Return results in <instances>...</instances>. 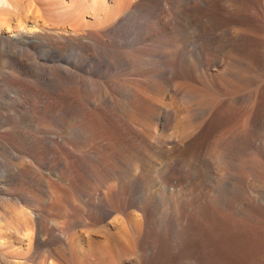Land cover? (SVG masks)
I'll return each instance as SVG.
<instances>
[{
	"label": "bare ground",
	"instance_id": "obj_1",
	"mask_svg": "<svg viewBox=\"0 0 264 264\" xmlns=\"http://www.w3.org/2000/svg\"><path fill=\"white\" fill-rule=\"evenodd\" d=\"M228 33L238 61L264 71V0H0V72H34L31 94L42 112L25 103L29 122L17 124L13 102L0 105L11 122L1 123L0 186L10 183L18 192L16 206L0 204V264H123L138 244L146 253L151 246L145 264H163L169 245L158 219L165 211L168 224L182 222L180 209L193 192L190 168L202 162L209 176H222L234 152L264 141L261 79L243 71L237 81L222 74L225 93L254 86L245 99L202 96L182 82L224 63H210L206 55L216 50L214 39ZM229 64L226 73L233 72ZM101 69L139 77L111 80L125 104L114 106L105 94L91 102L96 116L86 114L90 120L82 123L86 109L79 97L90 98L85 87L92 84L80 73ZM71 77L69 88L65 79ZM71 99L59 122L54 109ZM124 108L129 115L119 118ZM110 109L117 114H107ZM103 132L129 137L117 152L84 150ZM114 154L116 169L97 170L101 158ZM92 179L102 189L91 186ZM57 212L66 222L54 221ZM210 216L200 220L192 247L206 262L241 264L262 254V229ZM99 220L108 235L94 229ZM53 244L63 253L52 251Z\"/></svg>",
	"mask_w": 264,
	"mask_h": 264
},
{
	"label": "rangeland",
	"instance_id": "obj_2",
	"mask_svg": "<svg viewBox=\"0 0 264 264\" xmlns=\"http://www.w3.org/2000/svg\"><path fill=\"white\" fill-rule=\"evenodd\" d=\"M11 22L15 23V20H12ZM232 26H234V28L232 27L233 29L239 28L238 25L235 24ZM233 35L234 34L231 33L222 34L223 37L220 35L221 38L217 37L216 39H214L213 46L214 47L216 46L217 48L215 47L216 50L212 48V50L209 51L208 54L206 55V59L209 62L211 61L210 63H214L217 58L218 59L221 58L224 62L221 64V66L219 65V66H215L214 68L212 67L210 71L194 72L190 77H184L182 82L184 84L193 86L196 89H199L202 96L205 95L215 96L214 94H216V96L219 97H223V98L231 97L232 99L233 97L236 96V94L237 96L240 95L242 99H245L244 95L250 93L251 90L254 88V86L253 85L244 86L242 88V91L240 92L241 94L238 92L225 93L224 90H222L220 87L222 74L224 73L226 74L225 78L232 77L233 78V79L231 78L232 80L237 81L238 78L237 74L240 71L241 72L243 71L244 74L250 73L252 77L256 76V78L258 77L259 79H261L259 80V82L261 81L260 83L257 81L259 84L264 83L263 70L260 69L257 70L256 67L252 66L251 64L245 65L238 61L236 57L238 51L236 49L237 43L233 42L234 41ZM230 40H232L231 42H233L232 46ZM234 43H236L235 46ZM229 63L231 64V66H233L232 67L233 72L229 73L227 71L228 73L227 74L225 71L226 68H224V64H229ZM5 70L6 71L8 70L7 73L0 72V105L4 104L6 101L10 104H12L13 102V105L17 107L16 109L14 108L15 123L25 124L29 122L27 119L24 118L25 103L34 102L36 103L35 105H37L35 97L32 96L31 94L34 87V82L32 80H34L35 79L34 77H36L35 73L29 71L28 69H15V68L8 69V67H6ZM235 70L237 71V73ZM231 74L234 76H232ZM80 75L82 76L84 75V77L82 76L80 77L82 79L89 78L92 84L89 87L90 89L85 87L86 90L88 89L87 91H91L88 92L90 98L87 96H84L83 98L79 97V101L82 102V103L79 102L80 107L86 109L85 114L81 120L82 123H84L85 121L88 122L90 120L89 118L91 117L94 118L96 116L98 110L95 108V106H93L91 102L94 100L95 104H97L104 97L105 94L114 97L113 99L116 100L114 106L125 104L127 98L125 96H122L123 94H121V92L113 88L114 86L110 85L111 80L116 81V83L118 84H123L125 80H127L128 78L139 77V75H134L132 73L130 74L129 70H121L117 74L112 70L107 71L104 69L98 70V72L91 73L89 75L83 73H80ZM65 81L67 86L69 88H72L71 85L72 77L71 79L68 78V80L65 79ZM192 83L193 85H191ZM64 92H65V88L64 90L63 88L57 90V94L59 93L58 95L63 94ZM73 101L75 102L74 99L68 100L66 101L67 103L64 102L65 104L63 102H62L63 104L60 102L58 104L59 106H56V108L53 111V114L55 113L54 117H56L58 121L61 120L59 122L63 123V121L65 120V116L67 114L65 112H67L68 110L70 111L72 109V106L74 104ZM33 108L34 111L31 110L32 112L42 114V112L40 111L41 108H39L38 105ZM91 110H93L94 112L93 111L91 112ZM244 111L246 110L239 112L241 116L239 117V119H243V114L245 113ZM88 113L90 116L88 115ZM109 113L110 114L112 113L111 115L114 116V114L116 113L115 109H110L107 114ZM86 114L89 118L85 116ZM128 115H129V108H124L117 116L119 118L121 117L123 118ZM1 123H3L5 127H7V125L11 122L9 120L8 115L3 110L0 109V126H1L0 133L3 127L2 126L3 124ZM103 133L102 134L104 136L102 134L101 136L102 138L103 137L105 138L103 139L100 138L99 137L100 134H98V136L95 137L93 141H91L87 146L84 147V150L85 149L102 150L103 148H107V150H114L115 152H117V150L120 148L119 142L129 137L127 133L123 134V133L115 132L110 135L107 132L106 133L103 132ZM109 141L111 143H109ZM42 150L43 152L47 151L45 149ZM56 150L59 152L62 149L60 147H57ZM116 155L115 154L112 156L108 155V156H104L105 158H101L100 162L97 165V170H103L105 166L111 167L113 170L116 169L119 166L118 158ZM55 160L57 161L59 159L57 157H54L52 161L54 162ZM203 164L204 163L202 162H196L197 166L196 167L193 166L190 168L191 182L189 184V188L193 190L192 192L193 195L192 194L188 195L189 198L187 197L188 199L187 203H185V206L182 207V209H180V214H182L184 217L182 222L168 224L165 211H164V215H162V218L158 219V224L160 225V228L161 227L166 228V233L168 236L169 246L166 253L168 255L165 257V261H164V262L167 261L165 264H209L200 255H198V253L195 250H193L192 247L198 238L197 236L200 235L198 232V228L200 227V223H201L200 220L206 219V217H209L212 214L215 217L220 216L219 218H223L224 216H226L227 218L232 220V221L229 220V222L230 223L232 222V225L235 223L237 227H239L240 225H244L246 227L252 226V227H258L264 231V141L257 142L254 144L249 143L246 149L238 152H234L230 156L229 164L227 165L226 172L222 176L218 175L219 173L217 174V176H212V175L209 176V173L205 169H203V166L205 167V165ZM198 166L201 167V170ZM115 173L114 172L112 173L113 177L116 176V178H118V176ZM89 182H90L89 184H91V186L93 187L95 186L96 189L99 190L102 189V184L99 185V183L101 182H98L96 179H92ZM8 188L10 189L8 190ZM16 192H17L16 190H12V188L10 187V183L5 184V186H0V204H6V205L8 204L10 206L11 205L16 206L14 205V203L16 204L17 202V200L15 199V195L18 194V192L17 193ZM108 196L109 199L111 198L113 199L112 195H108ZM53 219H55L54 221H57L59 224H63L64 222H66L64 221L65 219L58 212L53 214ZM197 219H198V223L195 222ZM103 223L104 222H101V220H99V222L95 223L94 229H97L100 232L102 231L107 233L106 231H103L104 229ZM108 234L109 233H107V235ZM154 242L153 243L151 242V244H154ZM50 248L52 251H57L59 253L60 252L63 253L62 251H64L63 247L59 244H53L51 245ZM150 248L151 246L147 249L149 253H150ZM148 252L147 253L145 252L143 244H138L135 250L133 249L131 251L132 254L129 255L130 261L123 264H145V261L148 256L147 255ZM261 253L262 254L259 253V255L255 257L256 258L255 260L252 258L249 259L252 260L250 262L249 260L246 261L243 260V263L241 261L239 262H241V264H264L263 263L264 250ZM77 254L79 256L83 255L81 251H77Z\"/></svg>",
	"mask_w": 264,
	"mask_h": 264
}]
</instances>
